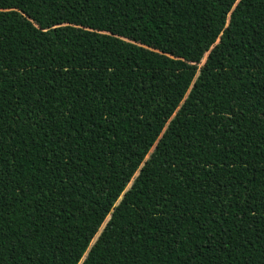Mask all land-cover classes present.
Segmentation results:
<instances>
[{"label":"trees","instance_id":"trees-1","mask_svg":"<svg viewBox=\"0 0 264 264\" xmlns=\"http://www.w3.org/2000/svg\"><path fill=\"white\" fill-rule=\"evenodd\" d=\"M0 264H264V0H0Z\"/></svg>","mask_w":264,"mask_h":264},{"label":"rangeland","instance_id":"rangeland-1","mask_svg":"<svg viewBox=\"0 0 264 264\" xmlns=\"http://www.w3.org/2000/svg\"><path fill=\"white\" fill-rule=\"evenodd\" d=\"M207 54H208V53H207ZM207 54H205V57L202 58V61H203V62L205 61ZM131 184H132V181L129 183L127 189L131 186ZM127 189H126V190H127ZM122 197H123V196L120 197L119 201L122 199ZM119 201H118V202H119ZM109 218H110V214H109V216L107 217V219L105 220V222L103 223L102 227L100 228V231L98 232V234H97L96 237L94 238L93 242L96 240V238L98 237V235L100 234V232L103 230V228L105 227V225H106V223L108 222Z\"/></svg>","mask_w":264,"mask_h":264},{"label":"snow or ice","instance_id":"snow-or-ice-1","mask_svg":"<svg viewBox=\"0 0 264 264\" xmlns=\"http://www.w3.org/2000/svg\"><path fill=\"white\" fill-rule=\"evenodd\" d=\"M239 2H240V0H236V5H238V4H239Z\"/></svg>","mask_w":264,"mask_h":264}]
</instances>
